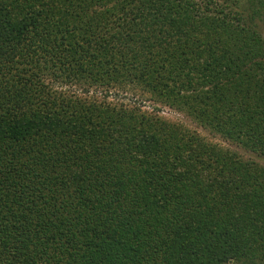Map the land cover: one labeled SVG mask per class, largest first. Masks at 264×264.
I'll return each mask as SVG.
<instances>
[{
	"label": "trees",
	"instance_id": "trees-1",
	"mask_svg": "<svg viewBox=\"0 0 264 264\" xmlns=\"http://www.w3.org/2000/svg\"><path fill=\"white\" fill-rule=\"evenodd\" d=\"M54 84L264 161V0H0V264H264L263 165Z\"/></svg>",
	"mask_w": 264,
	"mask_h": 264
},
{
	"label": "rangeland",
	"instance_id": "rangeland-1",
	"mask_svg": "<svg viewBox=\"0 0 264 264\" xmlns=\"http://www.w3.org/2000/svg\"><path fill=\"white\" fill-rule=\"evenodd\" d=\"M53 87L54 89L62 88L64 90V93L67 94V96H71V93L81 94L79 93L81 86L79 87L77 86V84H74V86L72 87L71 85L68 84L66 86H61V87L57 86V84H54ZM75 88H78L79 90ZM81 95L84 96L86 95V97L96 102H106V103H110L111 105H116L117 107L120 106L125 108L136 107L138 108V112L143 113L145 116L157 117L166 122L180 125L184 128H187L195 132L197 135H199L202 139H204L206 142L210 144L213 143L224 150L226 149L229 151L236 152L241 158L252 159L256 161L258 164L264 166V161L258 156H256L254 153L244 150L235 143L222 139L217 134H214L210 132L208 129L203 128L198 124H196L191 118H189L185 114L166 105L154 103L147 94L141 93V91L137 88L130 89L126 86L125 88L122 89L108 88V90L106 89L104 91L101 90V88L99 87L98 88L91 87L87 94L86 93L83 94L82 91ZM95 234L97 235L93 237L92 240L88 241V245L87 246L82 245V248L86 250L92 248L93 251L94 249L97 248L98 245L108 243L104 239H109L112 237V236L109 237L106 233H101V232L98 233L95 232ZM75 247L76 246L71 247V249H74ZM80 253L81 250L79 251V254Z\"/></svg>",
	"mask_w": 264,
	"mask_h": 264
}]
</instances>
